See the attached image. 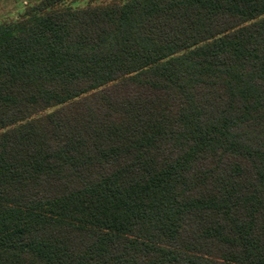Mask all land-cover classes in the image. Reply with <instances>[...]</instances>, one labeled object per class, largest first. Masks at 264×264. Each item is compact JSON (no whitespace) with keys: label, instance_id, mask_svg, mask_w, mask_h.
<instances>
[{"label":"trees","instance_id":"trees-1","mask_svg":"<svg viewBox=\"0 0 264 264\" xmlns=\"http://www.w3.org/2000/svg\"><path fill=\"white\" fill-rule=\"evenodd\" d=\"M0 24V264H264V0H123Z\"/></svg>","mask_w":264,"mask_h":264},{"label":"rangeland","instance_id":"rangeland-1","mask_svg":"<svg viewBox=\"0 0 264 264\" xmlns=\"http://www.w3.org/2000/svg\"><path fill=\"white\" fill-rule=\"evenodd\" d=\"M41 0H0V24L10 23L24 16L25 12L36 6ZM123 0H59L48 11L64 8H83Z\"/></svg>","mask_w":264,"mask_h":264}]
</instances>
